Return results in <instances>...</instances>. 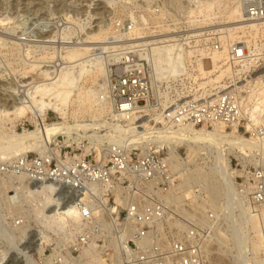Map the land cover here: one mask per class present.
<instances>
[{
  "label": "built area",
  "instance_id": "1",
  "mask_svg": "<svg viewBox=\"0 0 264 264\" xmlns=\"http://www.w3.org/2000/svg\"><path fill=\"white\" fill-rule=\"evenodd\" d=\"M186 6L182 2L172 9L173 19L138 28L120 22L98 55L109 64L112 117L139 133L140 144L98 142L76 132L59 156L53 145L44 155L30 153L11 164L12 173L28 183L53 184L61 205L74 209L76 221L67 227L72 264L87 263L73 261L84 251L102 249L103 262L109 264H210L215 223L232 201L208 212L207 224L180 218L172 197L177 163L165 137L178 127L217 125L264 143V109L258 107L264 97V0H244L245 18L260 23L259 31L253 36L246 32L229 46L223 61L229 75L219 84L211 82L221 70L210 67V57L224 52L226 42L220 33L206 32L201 17L190 21ZM164 45L176 47L183 65L175 75L160 72L156 78L153 51ZM183 148L175 151L180 158ZM244 168L249 172L235 178V184L248 215L264 222V164L247 162ZM176 218L183 221L178 233L173 230ZM58 258L56 264L68 262Z\"/></svg>",
  "mask_w": 264,
  "mask_h": 264
},
{
  "label": "bare ground",
  "instance_id": "2",
  "mask_svg": "<svg viewBox=\"0 0 264 264\" xmlns=\"http://www.w3.org/2000/svg\"><path fill=\"white\" fill-rule=\"evenodd\" d=\"M106 1L109 5L108 9H111V11H109L110 20H108V23L105 22L104 26L101 25L94 33L88 34L85 39H79V43H75V41L69 42L70 40H74V38H72L74 34L79 35L78 29L71 30L68 34L64 35L61 41H56L54 38H39L34 40L21 37L19 39L17 38L18 42L14 43V45L17 47L20 60L24 63L23 77L18 81L20 88L23 89L19 92L22 101L19 102V105L11 106V108H7L4 105L6 110L3 109L0 111V116L2 118V124L0 125V160H15L29 153L44 155L46 151L51 150L49 146L52 145L53 138L61 133L70 137L71 134L80 132L83 133L86 138H95L98 142H103L104 140L112 141V139H116V141H129L131 145H137L142 142L139 133L135 135V131L132 130V128L122 127L119 122L112 117L115 111L114 105L109 99V66L107 68V64L103 59H95V54L93 53L106 49V39L111 32L113 33L114 29L111 30L113 25L112 21L114 22L115 18H129L132 22L126 21L128 25L132 23L131 28H138L148 25L149 22L173 19V14L168 12L172 6L164 3L159 5V9H157L155 7V0ZM191 4L188 6H193ZM196 4L198 8L194 7L192 11L198 9L195 17H201L203 25L213 23L214 21L219 22L218 26L214 25L210 28H206L204 25L206 32H218L222 35L223 41L226 42L224 52L214 53L210 57L212 61L210 67L212 66L214 70H221L211 82L219 84L229 75L228 69L223 70V61L225 60L226 53L229 51V46L237 43L244 35H247L246 32L251 36L255 35L254 33L259 31L260 23L246 20L244 0H199ZM196 4L194 5L197 6ZM177 6L172 7L171 12L172 9H176ZM188 6L185 7V10L188 9ZM190 15L192 16L193 14ZM190 15H188V18H192ZM119 23L120 22H118L117 25ZM33 43L37 45V47H35ZM56 44H58V46ZM65 45L69 47L65 48V54H62L57 49H60L59 47L63 48ZM33 48H36L40 52L43 51L39 58L35 57L37 54L33 52ZM153 52L155 53V59L152 65V71L156 78H158L157 76L160 72H171L172 75H175L177 67L179 68L183 65L181 60L184 59V57H182V54L179 53L173 45L156 46ZM202 55L204 57L205 53ZM176 57L179 60H177ZM33 58H37L36 61H31ZM199 66H201V63ZM88 82H91L92 86L87 87ZM261 84L262 83H258L257 85ZM262 93L264 94V92ZM16 96L18 97V95ZM258 107L264 109V97L262 104ZM49 111H53L57 114L63 122L46 124L45 118L48 116ZM88 111H92L90 122L76 119L78 115L86 114ZM29 113L32 115V121H34L36 129L33 131L24 130L22 133L17 132L15 129L16 122L28 118ZM70 116L76 119L73 124L69 123ZM9 125H11V128H9ZM172 133V135H167L165 140L174 147L173 156L174 159H176L177 166L173 171L176 172L184 167L180 170L183 171L186 166L188 167L190 162L186 163L182 161V158L175 154L176 150L185 147L191 152L190 154L195 156L199 155L208 159V167L205 168L209 173L207 172V174L205 171L198 169L200 171L199 173L197 171L196 175L203 181L198 182V184H200L203 191L208 194L212 201H215L214 198L218 193L220 194L223 192V194L228 195V193L230 194L231 192V194L235 195V201L228 205L227 216L233 218L236 214L234 217L236 225L230 229V234H227L228 236L225 235L222 238L232 242L236 252V255H234L237 259L236 261H245L244 264H264L263 260L258 258L262 248L260 221L254 216L246 218V214L248 213H246L244 207L245 199L240 196L239 189L234 181L238 171H235L233 167L230 166L232 157L238 158L239 160L243 159V161L248 159L249 162L264 164V143L241 136L237 134L235 129L228 131L223 126L217 125H214L212 128H207L206 126L197 128L192 125L178 127L174 129ZM18 178L21 182H24L23 177ZM196 179H194V181H197ZM207 180H212V186L207 183ZM185 183L189 184L190 179H187ZM51 186L41 185L39 188L37 186V188L32 187L33 190L31 189L32 191L29 193H31V195L36 194L37 196L43 197V207L39 210L38 217L43 216L41 214L44 213V210L48 209V212L51 213L45 216L48 226L64 228L67 223L76 221V213L71 207L69 208V206L63 212L61 211L64 208L60 209L61 211L57 214L55 213L58 210L55 203L57 200L55 197L56 195H54V188L52 189ZM172 197L176 199L174 194H172ZM8 198L13 200V197ZM243 213H245V219L241 218ZM241 222V226H245L241 228L247 230L245 231L244 229L247 235L242 232L243 229L239 230L237 228L239 225L237 223ZM201 223L207 224V220L201 221ZM63 228H61V230ZM30 230L28 231L30 232ZM251 231L253 233L255 232L254 234H256L257 241H253L251 247L254 257H249L246 260L245 257L247 256L244 254L248 252L247 250L250 248L252 240L248 233ZM41 236L42 235H40V239ZM35 239L38 238L36 237ZM247 254L250 253L248 252ZM84 255L90 256V264L103 263L100 258H97L95 254L92 253V250L84 251L83 256ZM15 260V264L28 262ZM28 263H30V261Z\"/></svg>",
  "mask_w": 264,
  "mask_h": 264
},
{
  "label": "rangeland",
  "instance_id": "3",
  "mask_svg": "<svg viewBox=\"0 0 264 264\" xmlns=\"http://www.w3.org/2000/svg\"><path fill=\"white\" fill-rule=\"evenodd\" d=\"M157 2H159V0H155V4ZM182 2L184 4H187V6L192 3L191 5L193 6H188V9L186 11L188 15L193 14L192 16L190 15L192 18H189V20L193 19L196 16V12L198 11V9H195V11L193 10V12L192 8H198L199 3L198 5L196 3L199 2V0H163L161 4L167 3L172 7H176L177 5V7H179ZM172 4L177 5L173 6ZM194 4H196L197 6H195ZM108 7L109 5L106 0H0V111H2L3 109L6 110L5 106L7 108H11V106L13 107L17 104L19 105V102L22 101V97L20 96L21 94L19 92H21L23 89L20 88V84L18 81H20V79L23 77L22 75L24 73V63H22V61L20 60L17 47L14 45V43L18 42L17 38H29L30 40L39 38H54V40L56 41H61L64 35L68 34L71 30L78 29L79 35L74 34L72 37L74 38V40H70L69 42L75 41V43H79V39H85L88 34H92L97 31L101 27V25L104 26L105 22L108 23V20H110L109 11H111V9H108ZM172 7H170V11H168L170 14H173L171 12ZM121 21L131 20L129 18H115V23L112 21L113 25L111 30L114 29L113 32L117 30V23ZM150 23L152 22H149V24ZM204 25L206 28H210L214 25L218 26L219 22L214 21L213 23H207ZM56 45L58 46V44ZM34 46L37 47V45ZM67 47L69 46L65 45L63 48L59 47L60 49L57 50L60 51V53L65 54V48ZM32 50L33 52H35V54H37L36 56L34 54V56L37 58H39V56L43 52H40L36 48H33ZM100 52L101 50L99 52L95 51L93 53L95 54L94 57L95 59H103V61L106 62L108 68L107 60H105V58H103L102 56H98ZM37 58H33L31 61H36ZM207 66H209V64H207ZM90 86H92V84L91 82H88L87 87ZM14 95L16 98L14 97ZM16 95H18V97ZM91 112L92 111H88L86 114H80L76 119H79L81 121L86 120L90 122L92 116ZM76 119L70 116L69 123L73 124ZM58 122L63 121L60 120L59 116L53 111H49L48 116L45 118V123L52 124ZM1 124L2 118L0 116V125ZM9 128H11V125H9ZM15 129L20 133H22L24 130H35L36 127L34 121H32V115L29 113L28 118L17 121ZM61 134L55 136L53 138L52 145L49 146L51 149V147L55 145L53 151L56 155L60 154V148L63 149V152L67 151L64 148L68 142V138L70 139V137H67V135L64 134L65 139L67 140H57V138ZM69 142L71 141L69 140ZM180 153L182 158L181 160L186 163H190L188 164V167L186 166L187 168L185 167L183 171L180 170L184 167L176 171L177 182L175 183V189L173 191V194L176 196V201L174 203L176 213H179L180 218L186 219L189 222L190 220L200 222L206 221L208 212L220 210L221 205H224L228 200L233 202L234 198H229V193L227 195L223 194V192L220 194L217 192L218 195L215 194V201H212L208 194L203 191L200 184H198V182L203 181L196 175L197 171L198 173L200 171L198 169H201L206 173L208 172L205 168L208 167V159L199 155L195 156L190 154L191 152L187 148H183ZM242 160H239L235 157L231 158V161H233V169L235 171H238L236 178L243 177L245 175V172H249V169L244 168V163L249 162V160L246 159L243 162ZM4 161L0 160V264H15V259V261H30V263L24 262L23 264H56L55 261H59V255L66 257V261L68 262H66L65 264H72L70 262L71 260L67 257L69 246L71 245V241L73 240L70 236V233L67 231V227L70 226L71 222L67 223L64 228L61 227L63 228L62 230L61 228L56 226L49 227L46 222L47 219L45 217L51 214L48 212V209L44 210V213L41 214L43 216L38 217V212L43 207V197L37 196L36 194L31 195V193H29L33 190L32 187L39 188L41 187V185H52L51 187L52 189L54 188L53 191H55L54 195H56L55 197L57 200L55 202L56 207L58 208V210L56 208L57 211L55 212L57 214L61 211L60 209L64 208L61 211L63 212L68 208V206L66 207L61 205L62 202H60V197L58 195L56 187L53 184L49 185V183L40 185L32 184L31 186V183H28L24 177V182H21L19 178L12 173L11 170V164L13 163L14 159ZM241 163H243V165ZM251 163L258 164V162ZM239 164H241V166ZM187 179H190L189 184L185 183ZM194 179H196L197 181H194ZM211 182L212 180H207V183L210 186H212ZM238 183L241 184L242 181H239ZM196 190L199 192L196 193ZM8 197H13V200L9 199ZM244 207L246 209V213H248L246 204L244 205ZM189 209L191 211H188ZM244 214L245 213H243V216H239H242L241 218L245 219ZM227 215V211L225 213H222L221 216L218 215V219L215 223V236L208 250V261H210V264H244L245 262L236 261L237 259L234 256L236 255V252L234 246L232 245V242H229L228 239L226 240L222 238L225 235L228 236L227 234L229 233L230 229L236 225V220L234 218L236 214L233 218L228 217ZM247 217L249 218L250 216L246 214V218ZM256 219L260 221V233L262 235V248L259 252L258 258H260V260H263L264 262V258L261 256L262 250H264V222L261 221L260 217H256ZM182 222V220L178 221V219L173 222V230L175 233H178V231L181 229V226H183L181 225ZM237 224H239L237 228L239 230L243 229L242 232L247 235V232H244L245 228H241L244 226H241L242 222ZM28 230H30V232ZM245 231L247 230L245 229ZM35 232H37L38 234ZM254 233L252 231L248 233L252 241L250 244V248H248L247 250L250 254H247L248 252H246L245 250L246 253L244 255L247 256L245 257L246 260L249 257H254L251 248L252 242L257 241L256 234ZM40 235H42L41 239ZM36 237L38 239H35ZM100 246H103V244L101 243ZM99 248L102 249L101 247ZM105 253L106 251L102 249L99 251H95L93 254H95V256L97 258H100L102 261H107L105 257H102V254ZM81 256L85 257L82 258ZM84 256L83 253L79 256H75V260L73 261H87V263L83 262V264H90V256ZM103 263L109 264L105 262Z\"/></svg>",
  "mask_w": 264,
  "mask_h": 264
}]
</instances>
